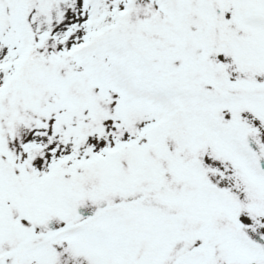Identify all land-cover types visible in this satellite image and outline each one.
Wrapping results in <instances>:
<instances>
[{
  "label": "snow or ice",
  "instance_id": "obj_1",
  "mask_svg": "<svg viewBox=\"0 0 264 264\" xmlns=\"http://www.w3.org/2000/svg\"><path fill=\"white\" fill-rule=\"evenodd\" d=\"M0 264H264V0H0Z\"/></svg>",
  "mask_w": 264,
  "mask_h": 264
}]
</instances>
